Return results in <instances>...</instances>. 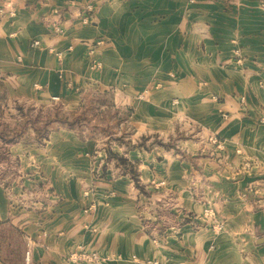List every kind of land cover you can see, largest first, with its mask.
<instances>
[{
  "label": "crops",
  "instance_id": "1",
  "mask_svg": "<svg viewBox=\"0 0 264 264\" xmlns=\"http://www.w3.org/2000/svg\"><path fill=\"white\" fill-rule=\"evenodd\" d=\"M263 63L264 0H0V112L125 113L6 146L0 264H264Z\"/></svg>",
  "mask_w": 264,
  "mask_h": 264
},
{
  "label": "rangeland",
  "instance_id": "2",
  "mask_svg": "<svg viewBox=\"0 0 264 264\" xmlns=\"http://www.w3.org/2000/svg\"><path fill=\"white\" fill-rule=\"evenodd\" d=\"M87 7H91V11H88ZM85 11L89 13L88 16H90V13L93 11L92 6L87 5L85 7ZM88 16L86 15V17L84 16L81 18L82 23L83 20H87L89 18ZM55 28L62 30L59 22L51 24L52 32L57 34L55 32ZM95 63L99 62L94 61V67H96ZM263 65L264 63L261 65V71ZM102 96V98L90 99L86 104L80 106L79 109L74 111H68L69 109H64L63 106L58 103H51L49 105L19 104L16 106L17 108L14 114H10L8 111L7 113L0 112V134L9 137L12 134L14 128H18L23 133L29 128L36 138L37 136L39 137L37 138V141H40L46 138L49 132L55 126L60 125V120L65 119L66 121L63 122L66 124L64 125L68 126V123H70V127L77 128L81 135L86 137L96 136L99 138V136H114L116 135V131L118 129L117 126L125 120V113L123 114L122 112H114V110H112V99L110 95ZM34 129L37 130L36 133L34 132ZM126 133L127 136H129V134L131 135L130 130H127ZM123 136L124 133L122 132L118 137H110L109 140H112L115 137L117 140L122 139ZM184 138L186 137L181 133L177 134L174 138H171L166 142H161V140H156V138L154 139L153 137H147L146 145L156 141L157 143L161 144L163 148H170V146H172L175 141L178 139L183 140ZM212 143L217 148L221 147V143L215 139H212ZM146 145H143L145 149L150 147L149 145L148 147ZM7 160L8 148L3 146L2 151L0 152V165L2 163L5 164Z\"/></svg>",
  "mask_w": 264,
  "mask_h": 264
},
{
  "label": "built area",
  "instance_id": "3",
  "mask_svg": "<svg viewBox=\"0 0 264 264\" xmlns=\"http://www.w3.org/2000/svg\"><path fill=\"white\" fill-rule=\"evenodd\" d=\"M88 11H91V7H87ZM84 24L88 23L87 20H83ZM55 32L57 34L61 33L62 30L59 28H55ZM35 46L38 45L37 42L34 43ZM96 67H100L99 63H95ZM262 80L264 83V65L262 66ZM67 264H86V263H97L99 262V257L96 253H72L66 257Z\"/></svg>",
  "mask_w": 264,
  "mask_h": 264
},
{
  "label": "trees",
  "instance_id": "4",
  "mask_svg": "<svg viewBox=\"0 0 264 264\" xmlns=\"http://www.w3.org/2000/svg\"><path fill=\"white\" fill-rule=\"evenodd\" d=\"M18 110V109H17ZM61 121V123H60V125H64V124H66V123H64L66 120L65 119H62V120H60ZM64 121V122H63ZM25 122H28V121H25ZM18 125V124H17ZM70 125V123H68V126ZM67 126V125H66ZM29 130V128L28 129H26L25 131H24V133L23 132H21L18 128H14L13 129V131H12V134L9 136V137H6L5 135H3V134H0V152L2 151V148H3V146H7V145H10V144H12V143H15L17 140H19L20 138H22L23 137V135L27 132ZM34 132L36 133L37 132V130H35L34 129ZM23 133V134H22ZM44 136V135H43ZM37 138H39L38 136H37Z\"/></svg>",
  "mask_w": 264,
  "mask_h": 264
}]
</instances>
